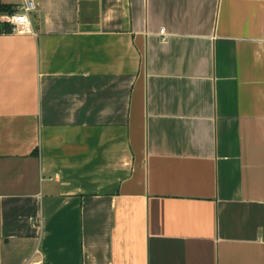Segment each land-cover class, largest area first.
Listing matches in <instances>:
<instances>
[{
    "label": "crops",
    "instance_id": "obj_1",
    "mask_svg": "<svg viewBox=\"0 0 264 264\" xmlns=\"http://www.w3.org/2000/svg\"><path fill=\"white\" fill-rule=\"evenodd\" d=\"M33 2L0 31V264H264V0Z\"/></svg>",
    "mask_w": 264,
    "mask_h": 264
},
{
    "label": "built area",
    "instance_id": "obj_2",
    "mask_svg": "<svg viewBox=\"0 0 264 264\" xmlns=\"http://www.w3.org/2000/svg\"><path fill=\"white\" fill-rule=\"evenodd\" d=\"M15 6L14 13L0 15V22L10 27L9 34L32 35L33 28L30 21V14L36 11V5L34 4L33 0H19V3ZM159 33L162 35V40H166L167 36L163 33L162 29L159 31ZM33 224L34 227L40 230L41 224L39 220L34 221ZM41 237L42 234L40 230L39 241ZM26 264H45L40 256L39 243L37 244L35 252L26 262Z\"/></svg>",
    "mask_w": 264,
    "mask_h": 264
},
{
    "label": "trees",
    "instance_id": "obj_3",
    "mask_svg": "<svg viewBox=\"0 0 264 264\" xmlns=\"http://www.w3.org/2000/svg\"><path fill=\"white\" fill-rule=\"evenodd\" d=\"M15 8L12 6H6L0 3V15L2 14H12L14 13ZM0 31L3 33H9L10 32V27L6 24H3L0 22Z\"/></svg>",
    "mask_w": 264,
    "mask_h": 264
}]
</instances>
